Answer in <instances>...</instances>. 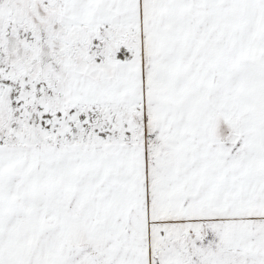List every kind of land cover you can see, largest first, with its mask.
<instances>
[{
	"label": "snow or ice",
	"instance_id": "obj_1",
	"mask_svg": "<svg viewBox=\"0 0 264 264\" xmlns=\"http://www.w3.org/2000/svg\"><path fill=\"white\" fill-rule=\"evenodd\" d=\"M0 264H264V0H0Z\"/></svg>",
	"mask_w": 264,
	"mask_h": 264
}]
</instances>
